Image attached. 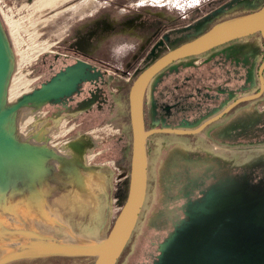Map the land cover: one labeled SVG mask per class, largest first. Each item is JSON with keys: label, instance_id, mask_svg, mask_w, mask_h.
Returning <instances> with one entry per match:
<instances>
[{"label": "crops", "instance_id": "obj_1", "mask_svg": "<svg viewBox=\"0 0 264 264\" xmlns=\"http://www.w3.org/2000/svg\"><path fill=\"white\" fill-rule=\"evenodd\" d=\"M47 58H42V67L47 70L40 74L44 76L41 80L44 84L69 68L76 67L83 73L71 95L52 101L44 108V115L49 118L58 117L62 109H74L72 115L84 126H80L82 130L74 137V143L81 146L78 152H70L73 162L68 172V185L63 186L59 194L71 195L82 188L86 193L94 194L93 204H97L95 210L87 211L70 198L69 207L62 201H53L49 209L57 211L55 217L68 225L74 234H92L93 241L103 239L109 234L129 190L132 158L129 94L132 84L124 80L123 85L118 86L114 77L97 71L95 66L84 61L63 69L67 62L56 63L53 55ZM88 83L99 88L100 95L97 98L88 95L85 101L77 98L76 104L71 106L78 96L74 93ZM116 87L121 95L113 91ZM149 93L144 104V117L153 115L154 100ZM213 105L211 101L209 107ZM117 116L125 123L122 135L109 140L95 135L98 127ZM240 117L248 119L246 115ZM237 124L238 119L228 118L196 139L158 137L152 141L147 195L152 192L153 197L146 218L147 242L140 250L145 259L138 264H207L226 253L230 256L252 247L254 227L259 229V234L264 228V173L256 174L264 171V149L262 147L261 153L254 155L235 150L231 155L224 150L218 151L216 144L227 147L259 143L264 146V138H238ZM258 126L264 128V122ZM107 161L117 162L123 168L118 191L111 186L110 169L101 167ZM73 167L74 172L71 171ZM75 213L80 223L77 226L71 218ZM69 232L63 228L61 234L70 236ZM46 258L52 257L37 259Z\"/></svg>", "mask_w": 264, "mask_h": 264}, {"label": "rangeland", "instance_id": "obj_2", "mask_svg": "<svg viewBox=\"0 0 264 264\" xmlns=\"http://www.w3.org/2000/svg\"><path fill=\"white\" fill-rule=\"evenodd\" d=\"M117 1L126 3L127 0H65L63 2L62 0H6L5 3H1L0 24H3L4 35H7L6 39L12 49L14 56L12 61L16 62L7 86L8 103L15 104L19 100L23 101L26 96L33 93L34 87L30 83L40 76L43 70H47V67H42L44 63L42 58L45 56L49 58L55 53H63L66 48L93 53L104 41L112 37V48L119 57L114 62L115 65L126 70L122 66V62H128L129 58L123 60V57H120L121 53L127 55L129 52H134L137 57H140L136 64H138V70L141 71L157 57L194 37H199L202 35L201 33L216 23L256 12L264 5V0H128L131 7L122 9L120 13L117 12L119 10L110 7L107 15L97 16L100 19L95 16L100 6L107 2L114 4ZM91 14L94 15L93 18ZM117 20L124 22V25H120L118 28L110 27L109 23ZM115 25L117 24L115 23ZM95 42H99V46ZM125 43L134 45L133 50L120 49V45ZM34 47L37 52H45V54L33 61L27 50ZM133 61L130 60V62ZM129 71L130 75L128 76L119 73L111 74V76L116 79L118 86H122L124 80L131 84L135 76L133 69H129ZM125 77L131 80L125 79ZM28 84L30 86L27 87ZM22 111L23 109H20V112ZM44 112L45 109L35 113L37 118L31 122L28 119L29 124L22 117H18L16 132L11 135L18 134L16 136L19 137L18 141L21 144L23 138L26 142H33L34 146L46 142L52 151L53 149L56 151H53V154H56L55 157L59 161L58 155L60 154L69 158L70 152L74 154V148L73 146L71 148V145L75 142L74 137L77 129L78 131L82 129L75 128L76 126L69 115L54 119L44 115ZM81 127L84 128V126ZM95 135L109 140L99 132H95ZM17 158L21 159L22 157L17 155ZM46 165L53 167L55 163L49 162ZM55 167L56 172H54L57 180L52 181L49 178L50 181L43 180L36 186V189L39 192L43 191L46 197L51 196L50 199L47 198L48 207L53 206V201L58 203L62 201L69 207L71 198L80 204L81 209L95 210L97 204H93L94 194L86 193L82 188L77 189L71 195L68 193L66 196L59 194L63 186L68 185L69 165L68 163L63 166L58 164ZM17 173L12 179L16 180L15 182L9 185L4 182V184L12 187L21 179L25 180L26 175L30 176L33 183L35 182L36 171L33 168ZM51 173L48 172V174ZM39 192L34 193L33 196L36 200L43 202L44 198L42 200L36 198ZM152 197V192H150L147 195L138 225L118 264H138L145 259V255H142L140 250L147 242L145 227ZM38 201L32 198L30 189L23 186H19L16 193L8 192L0 199V258L12 253H22L27 249H32L31 244L46 241L35 235L30 236L27 231L36 232L34 230H38L40 234H49L64 242L93 241L92 234L85 236L82 232V234L71 233V236L62 235L63 228L56 224L58 220L55 216L58 212L47 209L45 201L43 203ZM89 215L92 216V212H89ZM45 216L47 218H44ZM77 217V213L75 216L74 214L71 216L76 226L80 225ZM48 223L54 224V226H50ZM101 240L99 238L93 242L98 244ZM24 246L26 247L24 248ZM51 262L54 264H93L94 258H68V260L62 258L60 261L53 259Z\"/></svg>", "mask_w": 264, "mask_h": 264}, {"label": "flooded vegetation", "instance_id": "obj_3", "mask_svg": "<svg viewBox=\"0 0 264 264\" xmlns=\"http://www.w3.org/2000/svg\"><path fill=\"white\" fill-rule=\"evenodd\" d=\"M128 2V0L126 1V3L117 1L114 4H108L107 2L105 5L100 6V8L96 11L95 16L103 17L107 15V12L109 11L110 7H113V9L115 10H119L117 12L120 13L122 9L124 10L125 8L131 7V4H128ZM91 16L92 18L94 17L93 14H91ZM92 23L93 20L91 21V24ZM115 23L117 25H115ZM109 24L112 28H118L120 25L123 26L124 22H120L119 20H117ZM215 25H213L212 27H214ZM212 27H210L208 30H210ZM208 30H206L205 32H207ZM195 38L197 37H194L189 41H192ZM247 39H250L251 41L246 42L245 40ZM98 44L99 42L96 43L97 46H99ZM112 45L113 39L112 37H110L107 39V41H104L99 46V49H96V51L93 53H84L77 49L66 48V51H64L63 53H55L54 61L56 63L64 61L67 62L68 64L64 66L63 69H65L67 66H71L75 63H78L79 61H84L86 63H89L90 65L95 66V68H97V71H103L104 73H108L109 75H117L116 73H119L123 76H128L130 75L129 69H133V73L135 76L134 80L131 83L133 85L137 77L146 68H148L152 63H154L157 59L165 55L167 52L174 49L172 48L161 56L157 57L152 63H150L141 71L138 70V64H136V61L140 58L139 56L137 57L134 52H129L127 55L125 53H121L120 57H123V60L129 58V61L125 62L126 64L122 62V66L126 68V70H122L119 66H116L114 63L115 61H117V59H119V57L118 55H116L117 52L112 48ZM177 47L178 46H176L175 48ZM130 60L134 61L130 62ZM263 61L264 42L261 34L258 33L216 47L202 55L174 62L166 69L161 71L148 86L145 95V101L147 99V94L150 91L149 95L153 96L154 102L153 115L151 117H144L146 130L196 129L208 119L220 114L238 99L258 94L261 91L259 71L261 65L263 64ZM61 70H59L58 72H60ZM43 78L44 76H38L37 83L39 84H37L36 88H41V86L44 84L45 81H41ZM125 79L130 78L125 77ZM97 90H99V88L89 83L82 85V87L80 89L78 88L77 91L74 93L78 96L74 98L75 100L71 103V106H74V104H76L77 98L80 99V101H85L88 95H93L94 98H97L100 95ZM113 91L116 92V94L121 95V91L118 87H116ZM211 101L214 102V105L209 107ZM212 107L214 108L210 109ZM73 113L74 109H62V111L59 112V116L53 118L55 119L63 115H69L70 119L74 123V126H76L75 128H80L81 124L78 122V118L72 115ZM241 115H246L248 119H242L240 117ZM228 118H232V121L238 119L239 124H237L238 130L236 133L238 138L243 137L250 139L254 136L257 138H264V136L261 137V135L264 134V128L261 129L258 126L259 124L264 122V91L259 98L237 105L228 114L223 116L217 122L208 126L199 134L191 136H181L176 134L163 133L152 135L151 137H149L147 144L148 157L150 149L153 148L152 141L155 138L179 137L196 139L201 134H205L206 131L210 129L213 125L223 122ZM121 121V117L117 116L116 118L111 119L110 121L104 124L115 123L118 127H120V135H122L125 129V123ZM253 122L254 124H252ZM104 124L97 128L96 131L99 132V134L102 132V129L105 126ZM79 131L77 129V133ZM77 133L76 136H78ZM222 146L225 145H219V143H217V150L221 152L224 150L225 152H228L231 155L235 150L240 154L254 155L261 153L262 147L264 149V146L259 145V143H247L245 145L237 144L230 146L226 145L227 147ZM106 150L108 151L109 149ZM116 164L118 163L116 162ZM263 173L264 171H260L256 174L261 175ZM111 175L112 186V171ZM53 259L59 261L62 260L61 257H52L46 259L22 260L10 264H54L53 262H51L53 261ZM64 260H68V258H64Z\"/></svg>", "mask_w": 264, "mask_h": 264}, {"label": "water", "instance_id": "obj_4", "mask_svg": "<svg viewBox=\"0 0 264 264\" xmlns=\"http://www.w3.org/2000/svg\"><path fill=\"white\" fill-rule=\"evenodd\" d=\"M0 27H2L1 24ZM258 33L261 34L264 42V6L261 7L258 11L251 14L218 23L194 40L186 42L178 46L177 48L172 49L171 51L167 52L165 55L157 59L148 68H146L134 81L129 94L130 121L132 129V158L129 190L126 201L123 204L117 218L115 219L107 237L103 238L98 244L94 243L93 241L64 242L63 240L56 239L54 238V236H51L49 234H40L38 230H34L36 232L27 231L29 232L30 236L35 235L38 238H42L46 241H54L56 242L55 244L61 246L79 248L85 251L65 249L58 251H46L43 249H27V251H24L22 253H12L5 256L4 258H0V264H10L17 261L45 257H86L94 258V264H117L129 241L131 240V237L138 225L140 215L146 202L148 191L147 144L149 137L160 133L176 134L181 136H191L199 134L208 126L212 125L213 123L220 120L223 116L228 114L237 105L259 98L264 91V61L259 71L261 91L256 95L246 96L238 99L220 114L208 119L196 129L146 130L144 120V101L149 84L161 71L166 69L174 62L202 55L216 47ZM2 35L4 37V34ZM2 43H4L5 45L4 48H1ZM8 44L9 42L7 41H1L0 43V148L7 145V142L9 143L11 140L9 136L13 132H16L15 130L21 107L30 106L38 102V100L40 99H45V102L42 106V110H44V108L52 101H56L63 97L71 95L76 90L77 85L79 84L83 76L82 71H80L78 68H69L67 72H63L53 78L49 83L43 84L41 88L34 89L33 93L26 96L23 101L19 100L15 104H9L7 101V86L9 84V79L14 71L16 62L11 61V52L9 51ZM22 144L35 145L33 143L26 142L23 139ZM36 146H44L46 147V149L50 148L48 147L46 142L43 145L37 144ZM72 146L74 148V151L78 152L81 144L74 143L73 145H71V148ZM53 151L56 152L54 149ZM49 162L50 161H48L47 164ZM72 162L73 161L72 159H70V157H64L59 165L63 166L68 163L70 168ZM71 171L74 172V167ZM55 172H52L51 174L42 173L41 175H38L33 184L25 182L24 179H21L12 187L11 185L6 186L5 184H1L0 199L4 197L8 192H11V194L16 193V190L19 188V186H23L27 189H30L32 198L35 201H38L33 196L34 193L39 192V190L36 189V186L43 180H49V178H51L52 181L57 180ZM4 187L8 188L4 190ZM45 198V205L47 209H49L50 206L48 207L47 198L50 199L51 196ZM56 224L62 228L67 229L69 232L70 228L61 220H58ZM50 226H54V224H50ZM71 233L73 232L70 230V236ZM88 250H95L96 252L91 253V251ZM12 256L14 257L10 259V257ZM207 264H264V228L261 229V234H259V229L254 227L253 243L251 248L242 251L238 250L230 256L226 253L213 260L212 263L208 262Z\"/></svg>", "mask_w": 264, "mask_h": 264}, {"label": "bare ground", "instance_id": "obj_5", "mask_svg": "<svg viewBox=\"0 0 264 264\" xmlns=\"http://www.w3.org/2000/svg\"><path fill=\"white\" fill-rule=\"evenodd\" d=\"M63 1H65V0H62V2ZM1 26L2 27H0V43H1V41L9 42L6 39V38H8L7 35L6 34L4 35L6 40L4 39V37L2 35V34H4V28H3L2 23H1ZM1 31H3V32L1 33ZM8 45H9V51L11 52V61H12V59H14V56H12L13 53H12V49H11L10 44H8ZM4 47H5V45H4V43H2L1 48H4ZM37 53H41V52L38 51ZM7 54H8V52H7ZM7 54H6V56H7ZM30 85H31V83H30ZM30 85L28 84L27 87ZM44 102H45V99H40L35 104H32L30 106L21 107L20 109H23V111L20 112L19 117H22V119H24L26 122L29 119V122H31L32 120L37 118L35 113L42 111V106H43ZM29 122H27V124H29ZM16 135H18V134H15L13 136L12 135L9 136L11 138L10 142L9 143L7 142V145L0 148L1 149L0 150V185H1V183L4 184V182L8 185L12 184L13 182L16 181V180H12V179L16 176V174H18L17 172L25 171L28 168H33V170L36 171V178L38 177V175H41L42 173L48 174V172L54 173V171H56L55 165L60 164L61 160L64 159V157L61 154L58 155L60 157V161H59L58 158L55 157L56 154H53L52 149H50V148L46 149V147H44V146L43 147H38V146H34V145L32 146L30 144H23L22 145L20 141L18 142L19 137ZM39 145H43V144H39ZM17 155H20L22 158L18 159ZM48 161H50L51 163L54 162L55 165L53 167H50V166L47 167L46 163ZM36 178H34V180ZM25 182L33 184L32 179L30 178L29 175L25 176ZM45 197H46V194L41 191V192H39V194H37L36 198L42 200V198L45 199ZM44 218H47V216H45ZM55 243L56 242H54V241H39L35 244H31L32 245L31 248L32 249H43L46 251H58V250H64V249L65 250H75V251H85V250H81L79 248L61 246V245H58ZM25 247L26 246H24V248ZM88 251H91V253L96 252L95 250H88Z\"/></svg>", "mask_w": 264, "mask_h": 264}, {"label": "built area", "instance_id": "obj_6", "mask_svg": "<svg viewBox=\"0 0 264 264\" xmlns=\"http://www.w3.org/2000/svg\"><path fill=\"white\" fill-rule=\"evenodd\" d=\"M3 2L5 3L6 0H0V4ZM36 46H42V45H36ZM27 51L29 52V54L28 53L27 54L32 57L33 61L38 60L42 55L45 54V52L44 53H37V50L35 47L33 49L28 48ZM23 76H25V75H23ZM19 81H21V80H19ZM36 81H38V77L31 83V85L33 84L34 88L36 86V84H34ZM116 126L117 125L115 123L106 124L103 127L102 132L100 134H102L106 138L117 137L121 134V129H120V127H118V126L116 127ZM101 166L109 167L111 169V171L113 173V189H114V191H118L121 184H122V180H123V168L120 165L116 164V162H114V161L104 162L101 164Z\"/></svg>", "mask_w": 264, "mask_h": 264}, {"label": "clouds", "instance_id": "obj_7", "mask_svg": "<svg viewBox=\"0 0 264 264\" xmlns=\"http://www.w3.org/2000/svg\"><path fill=\"white\" fill-rule=\"evenodd\" d=\"M133 48H134V45L129 44V43H125V44L120 45V49L127 50V51H131V50H133ZM120 49H118V50H120Z\"/></svg>", "mask_w": 264, "mask_h": 264}, {"label": "trees", "instance_id": "obj_8", "mask_svg": "<svg viewBox=\"0 0 264 264\" xmlns=\"http://www.w3.org/2000/svg\"><path fill=\"white\" fill-rule=\"evenodd\" d=\"M126 249H127V247L125 248V250H124L123 254H122V255H121V257H120V259H121V258H122V256L124 255V253H125ZM64 258H66V257H64ZM76 258H86V257H76ZM76 258H75V259H76ZM73 259H74V258H73ZM120 259H119V261H120ZM119 261H118V262H119ZM93 264H94V263H93Z\"/></svg>", "mask_w": 264, "mask_h": 264}]
</instances>
